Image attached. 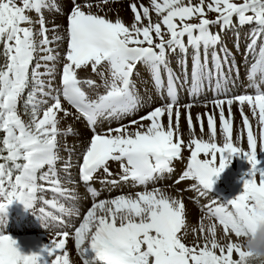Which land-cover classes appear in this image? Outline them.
I'll return each instance as SVG.
<instances>
[{"label":"snow or ice","instance_id":"6c2138e0","mask_svg":"<svg viewBox=\"0 0 264 264\" xmlns=\"http://www.w3.org/2000/svg\"><path fill=\"white\" fill-rule=\"evenodd\" d=\"M66 2L72 7L61 25L58 0H0V225L18 201L34 215L42 205L44 226L67 227L66 218L81 217L80 183L89 185L91 197L101 194L95 182L121 192L92 202L71 232L56 231L38 251L23 253L0 227V264H73L70 239L82 264H264L239 243L264 223V0H135L129 23L118 9L115 20L108 16L109 0ZM244 27V55L252 57L245 78L254 91L233 94L239 65L225 36L238 37ZM233 47L239 50L235 39ZM142 70L161 101L155 107L138 87ZM185 86L189 100L182 103ZM206 90L213 97L200 101ZM201 104L212 108L193 117L192 108ZM234 105L242 117L235 136ZM144 107L150 110L138 116ZM129 117L136 118L123 123ZM80 121L92 132L87 142L79 141ZM68 137L83 147L77 151ZM184 151L186 170L173 183L194 181L187 190L202 198L234 156L251 166L239 195L203 206L215 222L205 227L198 218V230L187 222L183 190L173 196L148 189L173 173ZM124 187L144 190L124 193Z\"/></svg>","mask_w":264,"mask_h":264},{"label":"bare ground","instance_id":"6f19581e","mask_svg":"<svg viewBox=\"0 0 264 264\" xmlns=\"http://www.w3.org/2000/svg\"><path fill=\"white\" fill-rule=\"evenodd\" d=\"M59 1H60V3L63 4L62 12L64 11L63 12V15H64L67 11H69L71 9L72 4L70 2H66V0H59ZM131 2H135V0H129L128 2H127V0H109V6H106V8L111 7L112 11L107 12L108 16L111 19L115 20L117 18L116 10L118 9L119 10V13H118L119 16L123 18L125 23H129L133 17V13H131V11L129 9V4ZM141 2L148 4L149 0H141ZM62 12L59 15H61ZM49 15L50 14L48 13V16ZM153 16H154V13H153ZM58 18H60V16ZM56 23H57V21H56ZM241 29H243V28H241ZM213 31H216V29L214 28ZM232 36L233 35L230 33L225 36L226 46L229 43L230 44L229 48L233 47L234 41H232L233 40ZM245 44H247V41L244 39V37H242L240 39V43L238 46L241 47L242 45H245ZM227 48H228V46H227ZM240 49H242V48H240ZM244 50L245 49L241 50V52H240L242 54L240 56V59L237 56L232 57V63L234 65H236V64L239 65V73L237 76H235V86L232 87V89H231L233 94H242L245 92L253 93V91H254L252 88L247 87L249 82L245 78L246 71L244 70L243 65H242L243 61H249V59L250 58L252 59V57L251 56L245 57ZM237 58H238V60H237ZM177 63H178L177 60H173V62H172L173 68H176ZM188 66L190 67V60H189ZM142 73H143V79H141L139 81V84H138L140 91H141V94L143 95L145 91H148L152 95V97L155 99V103L152 104V107H155V106L159 105L161 102L157 98L158 93L154 90L152 83L148 80L147 72H144L142 70ZM85 75H86V73H84V72L80 73L81 77H84ZM93 78H95V77H93ZM240 79H242V81H245L246 87L243 90H240L237 86V84H238L237 81ZM186 87L187 86H185V90H182L180 93V99H181L182 103H185L189 100V96H188V92L186 90ZM261 87L264 88V85H261ZM100 91L102 92L103 89H100ZM184 94L186 96L185 99L181 98V96ZM213 95H214L213 92L211 93V95H209V94L207 96L202 95V96H200L199 100L200 101H204L205 99L210 100L213 97ZM204 97H205V99H204ZM146 108H148L147 111L150 110L149 107H144V108H142L141 111L138 112L137 115L138 116L142 115V113L145 114V112H147V111L144 112V110ZM211 108H212L211 105H209L208 108H205L201 104L200 106L192 108L191 112H192L193 117H195V115L197 113H204L205 111L211 110ZM233 112H234V136H235L237 134L235 131V128L238 126H241L242 117L240 115V112L237 110V105L233 106ZM244 112L251 117L250 109L247 106L244 107ZM235 113H237V114H235ZM226 116H227V112H226ZM134 118H136V117H129L126 120H124L123 123L127 124L128 120L134 119ZM251 122L254 125V131L258 134L259 128H258V124H257V119L252 118ZM145 123H147V122H145ZM165 123H166V121H165ZM112 126L115 127L116 124L113 123ZM181 126L183 129H185V130L187 129V125H186L183 118L181 119ZM218 126H219V122H218ZM101 127H104V128L108 127L107 122H105L103 125H101ZM98 130H99V128H98ZM205 131L207 132L206 122H205ZM88 132H91L88 127L82 128L81 132L79 133V141L86 142V136H87ZM197 133H199L198 127H197ZM184 138H185V140L189 139L187 132H185ZM79 141H76V143L78 145L77 151H79V149L83 147V144L79 143ZM218 142L222 143V136H218ZM237 142L240 144V146L247 149V144H246L245 140L241 139ZM62 155H64V153H62ZM188 158H189V151L186 152V156L182 160L174 162V171H173V174L171 176L166 175L165 177H162L161 179H159L155 184H149L148 187L163 188L164 190H166L167 192H169V194H171L173 196L177 195V190H183L179 193V195L183 199H185V203L187 206V222L189 224L190 229L193 227L195 228V224H198V227H199L198 218L202 219L205 227H207L209 224H211L215 221L206 218L207 217V209L204 208L203 206L205 204L210 203L212 199H214V198L216 199V197L221 198L223 201L230 200V199L236 197V192H235V190H233V188H231V189L227 188L224 190L219 188L220 179H222V176H221V178L216 179V182L213 185V188L210 190V194L207 197H203V198L199 197V195L197 193H195L194 191H188L187 190V189L191 188L193 183H195L194 181L186 180V181H183L179 184H174L173 183L174 180L178 179V177L182 174V172L184 170H186L187 163L183 162V160H185V159L188 160ZM232 160L236 164L240 165L241 167H244V164L246 165V163H248L247 159L243 158L241 156H234ZM111 168H112L113 172L118 171V166L116 163H113L111 165ZM72 171H73V174L75 175L77 169L73 168ZM74 178L76 180H78V176H76ZM81 184L83 185V183H80L79 185H81ZM168 185H172V187L167 188L166 186H168ZM135 189L144 190L142 187H135V188L124 187L122 189V191L124 193H126V192H131L132 190H135ZM97 190H99L101 193L100 197L102 196L104 198L115 197L116 195H118L121 192V189H119V188L113 189L111 192H109V191L104 190L102 188V186H99L97 188ZM79 194H80L81 198H79V196H78V198H79L78 204L80 205L79 211L81 213V217L80 218H76V217L66 218L67 223H68L67 227H65L64 225H58V224H50L49 227L44 226V223H46L47 221L40 220L38 217H37V219L35 217H33L32 211L29 209H26L24 207V205L18 201H15L11 205H9V207L6 211V214H4L6 217V222L3 223V225L0 227H2L3 231L6 233L11 232L12 235H10V236L17 241L19 246L25 248V250H24L25 252L38 251L43 246L48 245L50 243L51 239L55 238L54 233L56 231L63 229V230L71 232L73 226L78 225V223L82 219V216L84 214H86V211L90 207L91 203L97 200V197L94 200L90 199L89 193L87 191L78 192L77 195H79ZM45 195L47 198H51V196H52L51 193H46ZM40 206H42V205H37V212H38V208ZM37 212H36V214H37ZM14 213H16L17 216H16V219L12 220L11 216H13ZM38 215H40V214H38ZM18 224H25V226L23 228L21 227L22 229H17ZM34 224H36V225H34ZM217 225H218L217 226V232H218V236H219V235H222V229L219 227L218 223H217ZM198 229L199 228H197V230ZM45 232H51L52 235L50 237L45 236V235L43 236L42 234ZM21 234H24V235L30 234V235L26 236L25 238H21V236H20ZM35 234H41V236H36ZM233 240L237 241L238 238H235L233 236ZM224 242L226 243L227 241H224ZM67 248L70 251V258L73 260V264H82V261L78 258L77 253L74 249V241L72 239H70L68 241Z\"/></svg>","mask_w":264,"mask_h":264},{"label":"rangeland","instance_id":"374dc122","mask_svg":"<svg viewBox=\"0 0 264 264\" xmlns=\"http://www.w3.org/2000/svg\"><path fill=\"white\" fill-rule=\"evenodd\" d=\"M129 0H127V2H128ZM58 2L60 3V1L58 0ZM93 10H95V8L93 9ZM62 12V11H61ZM64 12V11H63ZM63 12H62V14L61 15H59L60 16V18H58L57 17V23L58 24H61V25H66V15L68 14V12L69 11H67L64 15H63ZM45 15L46 16H48V13H47V11H46V13H45ZM210 16H213L214 17V14H210ZM249 32V27H245V28H243V29H239V36L238 37H234V36H232V38H233V40L232 41H234V39H235V42L239 45V43H240V39L242 38V37H244V39L247 41V43H248V40L245 38V36H246V34ZM231 34V33H230ZM246 45V44H245ZM245 45H242L241 47L240 46H238L239 47V50L237 51V49L236 48H234V47H231V48H229L230 47V44L228 43L227 44V46H228V48L229 49H231L232 50V52H234L236 55H234V56H237L239 59H240V56L242 55L240 52H241V50H243V49H245ZM240 48H242V49H240ZM238 58H237V60H238ZM252 62V59L250 58L249 59V61H243L242 62V65H243V68H244V70L246 71L247 70V66L250 64ZM190 68V67H189ZM59 79V78H58ZM238 82V84H237V86H238V88L240 89V90H243L245 87H246V85H245V81H242V79H240V80H238L237 81ZM139 87V86H138ZM213 91H210V90H206L205 91V93H204V95L203 96H207L208 94L209 95H211V93H212ZM185 94L184 95H182L181 96V98H183V99H185ZM204 99H205V97H204ZM147 109L148 108H146L145 110H144V112L145 111H147ZM20 110H21V114L23 115V112H24V104H23V101H21V104H20ZM149 111V110H148ZM146 113V112H145ZM235 114H237V113H235ZM142 115H144V113H142ZM238 116V115H237ZM23 118L25 119V120H27L28 119V117L26 116V115H23ZM87 126H86V122H84V121H80V122H78V123H76L75 124V128L76 129H78V132L80 133L81 132V129L82 128H86ZM91 135H92V132H88V134H87V136H86V142H87V140H89V138L91 137ZM76 142V138L75 137H68V143L69 144H71V143H73V142ZM186 152L187 151H184L183 152V158L186 156ZM259 158L262 160V162H264V153H261L260 154V156H259ZM183 162H185V163H187V159H185V160H183ZM250 164L249 163H246V165L244 164V167H241L240 165H238V164H236L233 160H232V162H231V164L225 169V171L220 175V177L219 178H221V176H222V179H220V185H219V188L220 189H227V188H233V190H235V192H236V196L237 195H239L242 191H243V179H242V177H245V174L249 171V169H250ZM173 173H171V174H167L168 176H171ZM74 177H76V175H74ZM246 178V177H245ZM94 186H95V188L97 189L99 186H101V184L99 183V182H95L94 183ZM89 187V185H87V184H81V185H79L78 186V192H85V191H87V188ZM152 188H154V187H148V189L149 190H151ZM136 192V191H142L141 189H139V190H137V189H135V190H132L131 192ZM126 193H128V192H126ZM79 196V198H81V196H80V194L78 195ZM78 198V199H79ZM89 198L90 199H92V200H94L96 197H91V195H90V193H89ZM104 197H98L97 198V200L96 201H98V199H103ZM218 198V199H217ZM215 199V198H214ZM216 200H219V201H223L221 198H219V197H216ZM184 201H185V199H184ZM80 205L78 204V207H79ZM15 214V215H14ZM13 214V216H11V219L13 220V219H16V216H17V214L16 213H14ZM39 214V212H37V214H33V217H35L36 219H37V217L39 216L38 215ZM3 225V224H2ZM2 225H0V226H2ZM34 225H36V224H34ZM25 226V224H18L17 225V229H22L23 227ZM218 226V225H217ZM22 227V228H21ZM220 228H221V226H219ZM195 228L197 229V228H199L198 227V224H195ZM222 229V228H221ZM6 234H8V235H12V233L11 232H7ZM28 235H30V234H26V235H24V234H21L20 236H21V238H25L26 236H28ZM36 236H41V234H35ZM43 236L45 235V236H48V237H50L52 234H51V232H45V233H43L42 234ZM19 236V237H20ZM189 239L191 240L192 239V237L190 236L189 237ZM19 246V245H18ZM19 248H20V250L23 252V253H25V254H27V253H29V252H25L24 250H25V248L24 247H21V246H19Z\"/></svg>","mask_w":264,"mask_h":264},{"label":"clouds","instance_id":"9594fccd","mask_svg":"<svg viewBox=\"0 0 264 264\" xmlns=\"http://www.w3.org/2000/svg\"><path fill=\"white\" fill-rule=\"evenodd\" d=\"M244 250L260 260H264V223H259L253 234L239 241Z\"/></svg>","mask_w":264,"mask_h":264}]
</instances>
